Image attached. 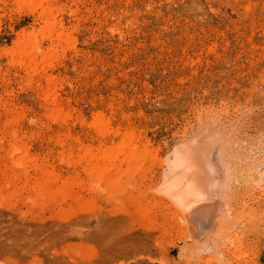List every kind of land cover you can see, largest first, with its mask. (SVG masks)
<instances>
[{"label":"rangeland","instance_id":"obj_1","mask_svg":"<svg viewBox=\"0 0 264 264\" xmlns=\"http://www.w3.org/2000/svg\"><path fill=\"white\" fill-rule=\"evenodd\" d=\"M247 79L264 80V0H0V264H264L243 233L220 259L191 249L172 197L178 147L208 124L226 141L216 89ZM235 144L232 190L252 189L236 152L261 146Z\"/></svg>","mask_w":264,"mask_h":264},{"label":"bare ground","instance_id":"obj_2","mask_svg":"<svg viewBox=\"0 0 264 264\" xmlns=\"http://www.w3.org/2000/svg\"><path fill=\"white\" fill-rule=\"evenodd\" d=\"M231 84L232 87H229L227 82H222L218 85L220 88L216 89L218 96L234 99L230 101L234 104V111L227 113L233 128L225 132L228 133L224 138L226 141L218 143L215 140L218 136L215 135H220V130L215 125L208 124L187 140L184 139L185 142L178 147L176 159L172 162L180 172H184L182 177L177 176L172 183V197L178 206V214L182 216L185 213V238L191 239V249L194 251L216 254L219 259L230 252L229 248H225L226 240L236 233H243L246 239L254 236L253 241L257 243L254 249L260 253L264 251V242L259 245L264 234V80L247 79L231 81ZM207 93L211 95V91L207 90ZM96 123L101 128L106 125L101 117L97 118ZM183 137L187 138L186 131ZM254 140L261 146L260 153H255L252 157L243 149L236 152L239 157L247 156L253 160L247 166L246 176L254 188L235 186L236 189L232 190V168L223 161L220 146L236 142L235 146L243 147ZM132 141L133 136L130 135L127 143ZM128 153V161L139 158L136 146ZM97 158L105 164H95L91 171L102 177L109 170L106 162L113 163L116 157L104 153ZM241 167H245V164H241ZM239 170L243 173V170ZM46 191L47 187L41 185L40 193L44 194ZM249 191H254L253 199ZM245 199L254 202L248 203ZM248 219L251 223L258 222V227L251 226L250 231L244 225ZM260 225H263L262 228Z\"/></svg>","mask_w":264,"mask_h":264}]
</instances>
